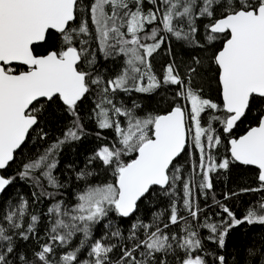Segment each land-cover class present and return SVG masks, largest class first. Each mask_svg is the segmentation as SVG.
<instances>
[{"label":"snow or ice","instance_id":"1","mask_svg":"<svg viewBox=\"0 0 264 264\" xmlns=\"http://www.w3.org/2000/svg\"><path fill=\"white\" fill-rule=\"evenodd\" d=\"M0 264H264V0H0Z\"/></svg>","mask_w":264,"mask_h":264},{"label":"trees","instance_id":"2","mask_svg":"<svg viewBox=\"0 0 264 264\" xmlns=\"http://www.w3.org/2000/svg\"><path fill=\"white\" fill-rule=\"evenodd\" d=\"M168 95H170V93ZM210 95L214 96L215 94L210 93ZM157 99H160V98H157ZM141 102L147 103V101H141ZM150 106L153 108L159 107L160 109H166V107H167L166 104H164V103L158 104L156 101H153ZM63 124H64L63 120L60 121L59 125L55 121L52 122L51 129H50V131L52 133V138H54L55 135L59 134L62 131ZM247 127H248L247 122L245 124L241 125L238 134H242L246 130ZM91 147H92V143L90 141H86L77 150L79 152L83 153V152L90 150ZM73 159H77V157L71 152H68V153L63 155V160L65 162H68V161L73 160ZM80 159L82 160V157H80ZM237 176H238V174H233V176L231 178H229L228 180L219 179L216 181V193H217L218 198L222 199L223 198L222 193L227 191L228 188L237 187L239 185L240 180L237 178ZM25 191H27V189H25ZM248 200H249V196H247V195L241 197V201H243V202H247ZM241 207H242V205L238 203L236 205L237 211H239Z\"/></svg>","mask_w":264,"mask_h":264}]
</instances>
